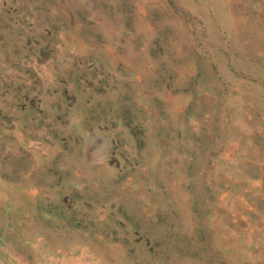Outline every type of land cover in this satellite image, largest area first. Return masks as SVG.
<instances>
[{
  "label": "rangeland",
  "instance_id": "374dc122",
  "mask_svg": "<svg viewBox=\"0 0 264 264\" xmlns=\"http://www.w3.org/2000/svg\"><path fill=\"white\" fill-rule=\"evenodd\" d=\"M0 264H264V0H0Z\"/></svg>",
  "mask_w": 264,
  "mask_h": 264
},
{
  "label": "bare ground",
  "instance_id": "6f19581e",
  "mask_svg": "<svg viewBox=\"0 0 264 264\" xmlns=\"http://www.w3.org/2000/svg\"><path fill=\"white\" fill-rule=\"evenodd\" d=\"M43 256V255H42ZM75 262V261H74Z\"/></svg>",
  "mask_w": 264,
  "mask_h": 264
}]
</instances>
